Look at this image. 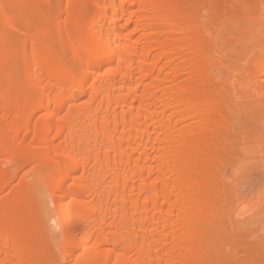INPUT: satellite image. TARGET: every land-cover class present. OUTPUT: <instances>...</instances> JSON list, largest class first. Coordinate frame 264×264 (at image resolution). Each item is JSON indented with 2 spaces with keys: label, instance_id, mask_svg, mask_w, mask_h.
Instances as JSON below:
<instances>
[{
  "label": "bare ground",
  "instance_id": "6f19581e",
  "mask_svg": "<svg viewBox=\"0 0 264 264\" xmlns=\"http://www.w3.org/2000/svg\"><path fill=\"white\" fill-rule=\"evenodd\" d=\"M247 26L264 0H0V264H232L264 138V43L224 55Z\"/></svg>",
  "mask_w": 264,
  "mask_h": 264
},
{
  "label": "rangeland",
  "instance_id": "374dc122",
  "mask_svg": "<svg viewBox=\"0 0 264 264\" xmlns=\"http://www.w3.org/2000/svg\"><path fill=\"white\" fill-rule=\"evenodd\" d=\"M227 32V31H226ZM251 30L250 26L242 28L238 32H234V39L231 42V45H229V48L226 49V58L228 60V64H243L242 61H248L255 52L261 51L264 42H257V32ZM252 35L250 36V34ZM230 32H227L226 35H229ZM255 36V40L253 41V37ZM228 37V36H226ZM256 41V42H255ZM262 52V51H261ZM258 53V54H259ZM262 114L253 116L252 123L250 119L244 120L245 125V132L247 134L255 135L256 138L261 139L260 136L264 137V116L262 117ZM257 120V121H256ZM246 121V122H245ZM243 123V124H244ZM258 127H256V126ZM253 130V131H252ZM263 130V131H262ZM254 132V134H253ZM259 134V135H257ZM252 138V137H251ZM264 140V138H262ZM261 140L256 144L255 139H251L248 142V144H245L242 146V143L240 144V150L244 153L241 155V159L238 161V169L237 173L233 180H234V186L236 191H239L238 194L241 193L244 198V204L242 203L239 206V212L243 210V212H247L244 214V217L235 216L234 219L239 220L238 225L240 224V227L236 225L231 231V238H228L227 242L231 244L230 246L233 247V249L236 251V258H234L232 264H238L239 261L242 262V264H249L250 263V257L255 256L258 257L260 255V252L264 250V141ZM255 143V144H254ZM263 143V144H261ZM250 145V146H249ZM249 146L248 151H246L245 148ZM245 147V148H244ZM248 152V153H247ZM240 157V156H239ZM7 165L6 160L3 158L0 159V167L5 168ZM240 178V179H239ZM239 179V180H238ZM238 181V182H237ZM236 182V183H235ZM237 184V185H236ZM237 187V188H236ZM240 195V196H241ZM247 196V197H246ZM251 197V198H250ZM247 198V199H246ZM223 204V201L221 199H216L213 201V205ZM243 205L245 208L250 209V211L243 209ZM224 206V204H223ZM245 210V211H244ZM242 219V220H241ZM227 219V222L232 224L231 220ZM241 221V222H240ZM229 223H226V227H228ZM242 226V227H241ZM231 227V226H230ZM233 227V226H232ZM227 246L225 247V253L231 250V247ZM264 257V256H262ZM115 256L112 257V263L115 260ZM87 258H82L81 251H78L71 264H86Z\"/></svg>",
  "mask_w": 264,
  "mask_h": 264
}]
</instances>
